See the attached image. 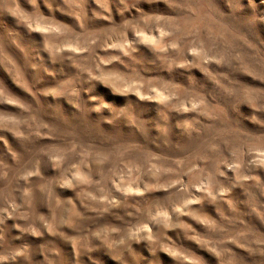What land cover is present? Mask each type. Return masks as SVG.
Returning <instances> with one entry per match:
<instances>
[{
	"label": "rangeland",
	"instance_id": "374dc122",
	"mask_svg": "<svg viewBox=\"0 0 264 264\" xmlns=\"http://www.w3.org/2000/svg\"><path fill=\"white\" fill-rule=\"evenodd\" d=\"M0 264H264V0H0Z\"/></svg>",
	"mask_w": 264,
	"mask_h": 264
}]
</instances>
